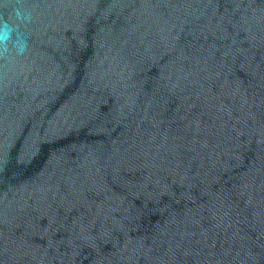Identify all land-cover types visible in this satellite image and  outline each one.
<instances>
[{"label":"water","instance_id":"water-1","mask_svg":"<svg viewBox=\"0 0 264 264\" xmlns=\"http://www.w3.org/2000/svg\"><path fill=\"white\" fill-rule=\"evenodd\" d=\"M0 264H264V0H0Z\"/></svg>","mask_w":264,"mask_h":264}]
</instances>
